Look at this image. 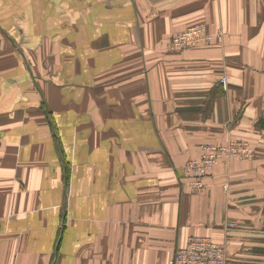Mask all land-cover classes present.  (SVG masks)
<instances>
[{"label": "crops", "instance_id": "obj_1", "mask_svg": "<svg viewBox=\"0 0 264 264\" xmlns=\"http://www.w3.org/2000/svg\"><path fill=\"white\" fill-rule=\"evenodd\" d=\"M197 24L220 40L168 48ZM260 119L264 0H0V264H169L193 237L264 264ZM229 141L255 157L191 193Z\"/></svg>", "mask_w": 264, "mask_h": 264}, {"label": "built area", "instance_id": "obj_2", "mask_svg": "<svg viewBox=\"0 0 264 264\" xmlns=\"http://www.w3.org/2000/svg\"><path fill=\"white\" fill-rule=\"evenodd\" d=\"M221 31L209 32L205 24H197L175 35L168 42L173 51L189 49L198 45H212L219 41ZM226 89V80L220 81ZM254 148L245 141H229L227 144H205L200 147V156L186 163L180 174L186 179L191 193L205 191L206 177L218 165L236 160H250L254 157ZM229 223V227H234ZM227 252L223 244L206 237H193L185 247L177 250L169 264H226Z\"/></svg>", "mask_w": 264, "mask_h": 264}, {"label": "water", "instance_id": "obj_3", "mask_svg": "<svg viewBox=\"0 0 264 264\" xmlns=\"http://www.w3.org/2000/svg\"><path fill=\"white\" fill-rule=\"evenodd\" d=\"M259 124L263 127L264 126V120L263 119H260L259 121Z\"/></svg>", "mask_w": 264, "mask_h": 264}, {"label": "rangeland", "instance_id": "obj_4", "mask_svg": "<svg viewBox=\"0 0 264 264\" xmlns=\"http://www.w3.org/2000/svg\"><path fill=\"white\" fill-rule=\"evenodd\" d=\"M253 148H254V147H253ZM254 150H255V149H254ZM254 157H255V155H254ZM254 157H253V158H254ZM253 158H252V159H253ZM252 159H251V160H252Z\"/></svg>", "mask_w": 264, "mask_h": 264}, {"label": "trees", "instance_id": "obj_5", "mask_svg": "<svg viewBox=\"0 0 264 264\" xmlns=\"http://www.w3.org/2000/svg\"><path fill=\"white\" fill-rule=\"evenodd\" d=\"M212 171H213V170H212ZM212 171H211V172H212ZM209 175H210V174H209ZM209 175H208V176H209ZM208 176H207V177H208Z\"/></svg>", "mask_w": 264, "mask_h": 264}]
</instances>
